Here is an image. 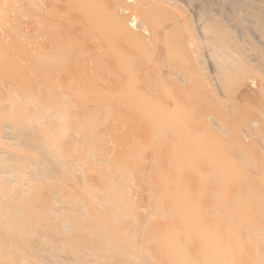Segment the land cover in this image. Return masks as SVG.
<instances>
[{
  "label": "bare ground",
  "instance_id": "obj_1",
  "mask_svg": "<svg viewBox=\"0 0 264 264\" xmlns=\"http://www.w3.org/2000/svg\"><path fill=\"white\" fill-rule=\"evenodd\" d=\"M0 264H264V0H0Z\"/></svg>",
  "mask_w": 264,
  "mask_h": 264
},
{
  "label": "rangeland",
  "instance_id": "obj_2",
  "mask_svg": "<svg viewBox=\"0 0 264 264\" xmlns=\"http://www.w3.org/2000/svg\"><path fill=\"white\" fill-rule=\"evenodd\" d=\"M100 81H101V82H100ZM100 81H99V84H100V83L103 84V81H104V80H100ZM114 101H115V99L112 98L111 102H113V104H111V102H109V104H108V107H109V108H110V107H113V108L109 109V110H111V112H110V115H109L108 120L105 121L104 127H108V128L110 127V128H112L113 131H116V132H118V131H117L118 129H120V131H121L122 128L124 129L123 132L129 131L130 129L127 130V128H129L130 126L133 125V124H132V123H133V120H131L130 116H127V119H128V121H129L128 124H127V119H125V118H126L125 115H126L127 112H126V113H125V112L120 113V114H119L120 116H119V115H116L115 113H117V114L119 113V111H118L119 108L116 107V105L114 104ZM112 105H113V106H112ZM115 110L118 111V112H115V113H114ZM123 111H124V107H123ZM128 113H133V111H131V112L128 111ZM134 113H135V112H134ZM199 113H201V112L199 111ZM121 114H123V115H121ZM114 116H115L116 118L118 117V119L115 118V120H113V119H114ZM121 116H122V117H121ZM123 116H124V117H123ZM128 117H129V118H128ZM122 118H123V119H122ZM116 120H121V122H119V121L117 122ZM123 120H125L126 124L129 125L127 128H126L127 125H125V123H124ZM109 121H110V122H109ZM115 121H116V122H115ZM122 121H123V123H124V125H125V126H123V127H122V125H123V124H122ZM109 124H111V125L109 126ZM113 124H115V125H114L115 127H112ZM130 124H131V125H130ZM144 124H145V123H144ZM117 125H118V127H120V128L116 127ZM114 128H115V129H114ZM116 128H118V129H116ZM125 129H126V130H125ZM113 131H112V133H113ZM120 133H121V132H120ZM121 135H122V134H121ZM121 135H120V136H121ZM149 150H150V148H149Z\"/></svg>",
  "mask_w": 264,
  "mask_h": 264
}]
</instances>
